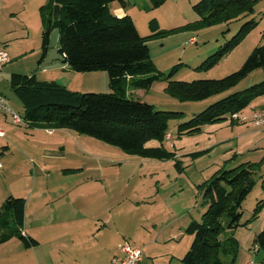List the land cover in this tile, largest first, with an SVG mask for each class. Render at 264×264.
Returning a JSON list of instances; mask_svg holds the SVG:
<instances>
[{
    "label": "rangeland",
    "instance_id": "1",
    "mask_svg": "<svg viewBox=\"0 0 264 264\" xmlns=\"http://www.w3.org/2000/svg\"><path fill=\"white\" fill-rule=\"evenodd\" d=\"M47 1L0 0V47L6 46L10 53L22 54L13 60V63H17L18 73L32 74L51 65L42 66L38 62L42 55L39 51L43 32L40 9ZM199 1L167 0L162 6L155 8L150 0H128L126 5L143 36L152 33L151 19L158 20L164 33L149 40L151 56L158 69L166 74L177 66L173 75L175 80L225 77L239 70L254 48L264 44V0H257L251 13H244L230 22L220 21L212 25L200 22L194 9ZM114 3L120 4L118 1L111 2ZM252 19L257 24L240 44L213 68H199L246 21ZM191 39H196V42L190 43ZM62 74L69 76V73ZM263 80L264 68H259L233 88L198 101L180 100L172 96L167 91V80L163 79L155 81L147 90H136L134 94H130L132 98L153 104L157 109L182 113L181 117L169 120L170 139H166L164 144L176 156L168 160L129 154L120 147L71 129H57L53 144L41 136L36 135L33 139V128L21 125L28 133L24 140L25 148L29 149L30 144L38 148L64 147L65 156L52 160L62 169L70 168V186L79 181L88 184V180L98 179L103 186L99 197L101 201H105L104 213L111 214L121 224L126 222L134 230L139 228L141 233L145 229L159 231L161 238L166 237L159 246V253H165L166 248L177 245V264H186L180 258L190 249L194 239L192 234L186 232L188 225L193 220L201 222L208 208L204 198L205 183L222 169H231L246 161L258 163L253 172L254 188L242 204L241 225L236 229H228L223 234V237L234 236L238 240V253L233 263L230 256H224V260L226 264H264V249H259L255 244V236L264 229V209L253 217L258 201L264 198V141H261L264 135L262 132H259V136H251L250 132V136L244 134L248 131L258 132L250 117L254 112L264 110V95L256 98L241 112L240 119L234 117L233 121L209 123L196 133L178 132L180 123L190 120L215 101ZM69 89L80 92H111L109 74L105 70L76 72L70 67ZM2 93L9 104L24 115V106L16 94L10 88L3 89ZM244 116L248 117L245 121ZM261 127L258 128L259 131H264V126ZM160 144L156 139L146 143L147 146ZM16 149L9 160H22L23 155ZM27 155L28 159L41 157H35L31 153ZM5 157L7 155L0 160L3 164L6 162ZM62 175L55 172L52 177L62 179ZM93 191L89 189L88 193L91 195ZM79 193L85 195L86 188L83 185ZM72 209L73 206L70 205V211ZM91 218L90 223L95 227L104 222L98 215L96 219ZM112 224L114 225L113 222ZM3 231L4 228H1L0 234ZM14 242L21 245V251ZM33 248L27 249L19 239H14L9 245L0 243V264H35L36 253ZM165 254L156 257L158 264L166 259ZM59 259L55 260L56 264H66V259Z\"/></svg>",
    "mask_w": 264,
    "mask_h": 264
},
{
    "label": "trees",
    "instance_id": "2",
    "mask_svg": "<svg viewBox=\"0 0 264 264\" xmlns=\"http://www.w3.org/2000/svg\"><path fill=\"white\" fill-rule=\"evenodd\" d=\"M118 1L126 7L128 0H48L42 5V56L47 57L52 32L60 29L58 47L66 63L76 72L105 70L109 74L111 92H80L53 80H41L36 74L13 73L10 87L24 106V118L32 126L71 129L120 147L129 154L145 158L168 160L176 156L164 141L169 135V120L181 117L178 111L157 109L132 98L137 90H147L157 80H167V91L180 100H204L238 85L259 68H264V44L254 48L242 67L222 78L180 81L173 79L177 66L169 74L160 71L149 47L151 38L162 35L156 18L151 19L152 33L143 36L134 18L116 15L110 3ZM167 0H150L153 7ZM257 0H200L194 9L200 22L206 25L230 22L254 10ZM60 14L54 19V9ZM246 21L239 31L211 54L200 69L209 70L233 50L256 26ZM264 95V80L243 90L235 91L215 101L190 120L178 126V132L196 133L209 123L233 121L234 114L243 112L256 98ZM264 108V106L262 107ZM159 146H147L149 140ZM168 140V139H167ZM258 163L247 161L220 173L205 183L204 198L208 208L201 222L193 220L187 232L194 236L190 249L183 257L186 264H226L224 256L233 263L239 248L234 236L223 237L229 229L241 225L242 204L255 180L253 172ZM264 209V198L253 213ZM26 200L8 196L0 207V243L17 237L26 247L39 241L23 233ZM255 244L264 249V229L255 236Z\"/></svg>",
    "mask_w": 264,
    "mask_h": 264
},
{
    "label": "crops",
    "instance_id": "3",
    "mask_svg": "<svg viewBox=\"0 0 264 264\" xmlns=\"http://www.w3.org/2000/svg\"><path fill=\"white\" fill-rule=\"evenodd\" d=\"M110 8L120 17L126 14L131 15L128 8L121 4L110 3ZM4 47L6 48V46ZM39 52L43 53L42 44ZM9 54L11 61L0 73L1 92L5 88L11 89L10 77L13 73H18L17 70H19L16 67L17 63H13V60L22 54L19 52H9ZM61 57L64 59L62 55ZM40 58L38 61L40 65H51L35 71L34 74L41 80H55L70 88V66L66 61L54 60L51 63H45L44 60L40 63ZM62 73H69V76L65 77ZM22 116L24 117V115ZM21 125L33 128L31 130L33 139L37 135L53 144L56 141L55 131L58 128L32 126L27 123L17 125L12 122L9 115L0 111V160L7 155L5 164L2 163L0 168V171L3 170V173L0 174V207L10 195L25 198V223L22 230L24 234L36 238L39 244L33 246L34 248L25 245L24 247L35 249V264H56L55 260L59 258V260L66 259L67 262H64L66 264H109L114 257L122 256L119 244L125 240L142 250L140 264H158L156 257L166 252V259L161 261V264H177L178 258L175 253L177 245L170 249L166 248L165 253H159V246L166 238H161L159 231L152 229L151 232L145 229L146 231L142 230L141 233L139 228L134 230L126 222L121 224L111 214L104 213L105 201H101L99 197V191L103 186L98 179H90L87 181L88 184L79 181L76 185L70 186V168L62 169L52 160L55 157L65 156L66 149L64 147L39 146L40 148H38L30 144L29 149L25 148L24 140L28 133ZM254 128L258 132L248 131L244 134L259 136V132L260 134L262 132L264 135V131H259V127L255 126ZM261 141H264V136ZM16 148H18V153L23 155L22 160H9ZM30 153L35 157H41L28 159L29 155L27 154ZM55 172L63 174L62 179L52 177ZM82 185L86 188L85 195L79 193ZM89 189L94 190L93 194L88 193ZM70 205L73 206V211H70ZM97 215L99 218L102 217L104 222L95 227L90 222L91 217L96 219ZM111 222L114 225H111ZM14 239L19 238L13 237L1 244L9 245L13 243ZM14 243L21 251V245L17 242ZM183 257H179L181 261H183Z\"/></svg>",
    "mask_w": 264,
    "mask_h": 264
},
{
    "label": "built area",
    "instance_id": "4",
    "mask_svg": "<svg viewBox=\"0 0 264 264\" xmlns=\"http://www.w3.org/2000/svg\"><path fill=\"white\" fill-rule=\"evenodd\" d=\"M196 42V39H191L190 43ZM11 61L10 54L5 47L0 48V73H2L6 65ZM0 111L9 115L14 124L27 123L26 119L9 104L6 96L0 92ZM240 113L234 114L233 118H239ZM244 121L248 119L247 116L243 117ZM252 124L256 127L264 126V110L254 112L250 117ZM28 124V123H27ZM51 132V131H50ZM170 139V135L167 136ZM2 163L0 162V168ZM119 251L122 253L121 257H114L109 264H140L142 261V250L139 247L132 245L128 240L119 244ZM253 264V262H249Z\"/></svg>",
    "mask_w": 264,
    "mask_h": 264
},
{
    "label": "water",
    "instance_id": "5",
    "mask_svg": "<svg viewBox=\"0 0 264 264\" xmlns=\"http://www.w3.org/2000/svg\"><path fill=\"white\" fill-rule=\"evenodd\" d=\"M60 14V5H56L54 9V19L57 20ZM60 29L56 28L51 34L50 49L48 51L45 63H51L54 60H62L60 49L58 47L59 43Z\"/></svg>",
    "mask_w": 264,
    "mask_h": 264
}]
</instances>
